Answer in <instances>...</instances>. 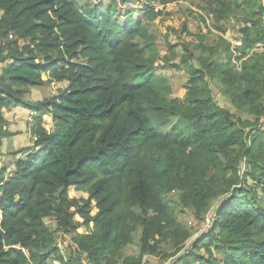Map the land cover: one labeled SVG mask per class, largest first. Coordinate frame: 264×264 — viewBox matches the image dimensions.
Instances as JSON below:
<instances>
[{"label": "trees", "instance_id": "16d2710c", "mask_svg": "<svg viewBox=\"0 0 264 264\" xmlns=\"http://www.w3.org/2000/svg\"><path fill=\"white\" fill-rule=\"evenodd\" d=\"M178 1L0 0V146L14 135L5 110L34 114V142L0 177V264H142L165 243L177 254L187 232L176 208L199 217L218 199L211 226L172 264H264V0H199L223 34L243 16L240 45L200 38L198 58L185 47L188 81L174 98L171 59L147 28L152 5ZM212 82L251 119L218 106ZM46 84L65 86L24 99ZM56 233L74 246L65 258ZM134 233L139 255L124 257Z\"/></svg>", "mask_w": 264, "mask_h": 264}, {"label": "rangeland", "instance_id": "374dc122", "mask_svg": "<svg viewBox=\"0 0 264 264\" xmlns=\"http://www.w3.org/2000/svg\"><path fill=\"white\" fill-rule=\"evenodd\" d=\"M93 1L94 0H78V3L85 5L92 3ZM204 5L205 4L201 3L199 0H180L166 6L157 4L152 5V9L154 8V11L158 12L159 15L149 24L147 29L155 39V44L158 48L160 57L171 59L170 65L166 67L163 73L172 84V97L174 98L182 97L183 86H185L188 81V76L182 68L179 59L180 54L185 53V47L198 58L203 56V54H201L196 48L199 44L200 38H202L203 42L208 46H215L219 38H224L234 46L240 45L238 41V29L243 25V16L238 13H232L226 21L221 23V27L225 30V33L223 34L221 31L215 29L211 17L207 16L205 13L203 8ZM8 40H15V37H8ZM20 43L21 42H19V45H21ZM169 46L178 52L174 58H171L172 54ZM191 63L197 65V61L195 60ZM64 86L65 84H58L56 87H53L51 84H46L42 87H30L27 88L24 99L29 103L42 102L56 96L60 89H64ZM210 88L214 102L218 106L233 113L234 118L235 116H239L242 119H251L246 111H239L231 104L229 98L224 95L223 87L221 85L212 82L210 83ZM26 112H28V110L24 108H10L5 110L4 116L7 121V128L13 132L14 135L9 137L11 139L8 138L9 140H6L7 143H2L0 146V173H2L0 174V177L3 176L7 167L12 164V153L29 146L27 145L30 137L28 130L24 132L23 127H21L24 122V127H26V129L30 128L27 127L28 122L25 120L26 118L24 114H26ZM8 113L9 115H7ZM31 114L34 115L32 112ZM20 115H23L24 117L21 118ZM47 117L49 116L43 118L42 125L44 127L46 126V129L49 130L48 123L51 122V118L49 117L50 119H48ZM238 118H235V120ZM262 128H264L263 122ZM262 138L264 139V134ZM15 147H18L19 149H16ZM7 175L8 174L6 173L5 176ZM247 183L252 185L253 182L251 179H247ZM72 195L80 196L81 194L72 193ZM258 195L260 196L259 191ZM176 196L177 194H170L168 198L169 200H176ZM218 202L219 199L211 203V211L216 207ZM210 210L197 217L191 210L176 208V219L181 227L187 232V237L180 246V252L175 254L172 245L165 243L162 246L164 249L163 254L159 257L145 256L143 257L142 264H172L181 254L185 252L187 253L191 250V244L204 234L206 229L212 224L213 220L211 219ZM46 222L50 229L53 230L55 228L53 220H47ZM55 237L61 250V255L65 258L67 255L66 249L70 246L74 248L70 240L71 238L62 233H56ZM138 239L139 233H134L132 243L122 251L124 257H138ZM172 253L175 255L170 256ZM54 264L59 263L54 262Z\"/></svg>", "mask_w": 264, "mask_h": 264}, {"label": "crops", "instance_id": "0c3cea01", "mask_svg": "<svg viewBox=\"0 0 264 264\" xmlns=\"http://www.w3.org/2000/svg\"><path fill=\"white\" fill-rule=\"evenodd\" d=\"M19 108V107H18ZM13 112V111H12ZM7 115H9V113L7 114ZM25 115V120H27V127H30L31 126V120H32V114H31V112L30 111H28V112H26V114H24ZM5 117V116H4ZM20 117L22 118V117H24L23 115H20ZM45 117V116H44ZM43 117V118H44ZM50 117V116H49ZM49 117H47L48 119H50ZM5 120H6V118H5ZM49 124V130H51V128H52V120H51V122L50 123H48ZM25 126V123L23 122V124L21 125V127H23V129H24V132L26 131V130H28V133H29V135H30V137H29V143H27V145H32V143L34 142V139H33V137L31 136V134H30V128H27L26 129V127H24ZM46 127V126H45ZM9 139H11V138H9ZM8 138H6V139H3L2 140V143H7V141L6 140H9ZM16 149H19L18 147H15ZM4 153H6V152H4ZM5 155V154H4ZM1 157V156H0ZM3 157V156H2ZM19 157V156H18ZM18 157H16V158H18ZM12 164H10L9 165V167H7V170L5 171V173H4V176L6 175V173L8 174L9 172H11L12 170H13V168H14V166H13V162L15 161V159H14V157L12 158Z\"/></svg>", "mask_w": 264, "mask_h": 264}, {"label": "built area", "instance_id": "2783aa9c", "mask_svg": "<svg viewBox=\"0 0 264 264\" xmlns=\"http://www.w3.org/2000/svg\"><path fill=\"white\" fill-rule=\"evenodd\" d=\"M9 37H11V35H10ZM237 69H238V70H240L238 67H237ZM53 87H56V86H55V85H53Z\"/></svg>", "mask_w": 264, "mask_h": 264}, {"label": "clouds", "instance_id": "9594fccd", "mask_svg": "<svg viewBox=\"0 0 264 264\" xmlns=\"http://www.w3.org/2000/svg\"><path fill=\"white\" fill-rule=\"evenodd\" d=\"M34 139V138H33Z\"/></svg>", "mask_w": 264, "mask_h": 264}]
</instances>
